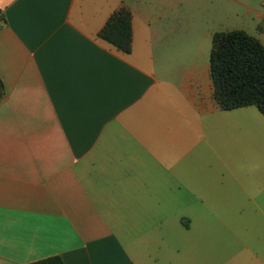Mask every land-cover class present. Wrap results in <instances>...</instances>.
I'll return each mask as SVG.
<instances>
[{"label":"crops","instance_id":"crops-1","mask_svg":"<svg viewBox=\"0 0 264 264\" xmlns=\"http://www.w3.org/2000/svg\"><path fill=\"white\" fill-rule=\"evenodd\" d=\"M122 8L129 54L98 37ZM205 25L146 0H0V264H255L208 212L209 153L264 164V120L214 101ZM213 218L216 250L192 232Z\"/></svg>","mask_w":264,"mask_h":264},{"label":"rangeland","instance_id":"rangeland-1","mask_svg":"<svg viewBox=\"0 0 264 264\" xmlns=\"http://www.w3.org/2000/svg\"><path fill=\"white\" fill-rule=\"evenodd\" d=\"M151 5L160 8L176 7L186 11L194 22H205L206 31L214 33L244 30L253 35L258 34L257 25L261 23L258 18L259 13L264 14V0H146ZM194 38V39H193ZM193 41L198 39L195 31L192 33ZM212 41L209 44L211 50ZM208 50V62L210 61V52ZM168 59L162 60V67L167 65ZM250 113L257 118L264 120L263 115L256 107H250ZM232 118L243 117L238 113H226ZM234 131L232 130L231 133ZM226 149L228 157L224 159L226 166L216 158L212 152L209 153V165L214 171L210 170L209 184L210 189L215 195V201L209 205L210 214H218L222 218L225 229L224 232H240L243 243L254 244L256 255L253 253L245 256L251 258L252 263L264 264V164L250 165L241 156L233 150V146ZM210 151V150H209ZM244 185L246 191L240 189ZM251 193L255 190V196L259 206H254L249 201L248 189ZM181 206H176L179 212ZM213 218L206 222L203 227L201 224L193 222L192 232H208V246L215 248L217 239L218 223ZM186 232L177 220V231ZM232 238L223 237V244L227 246ZM241 243V246L243 245ZM210 260H215V251ZM248 260V259H247Z\"/></svg>","mask_w":264,"mask_h":264},{"label":"trees","instance_id":"trees-1","mask_svg":"<svg viewBox=\"0 0 264 264\" xmlns=\"http://www.w3.org/2000/svg\"><path fill=\"white\" fill-rule=\"evenodd\" d=\"M98 37L121 53H131V11L125 8L116 11ZM210 76L213 99L222 111L256 107L264 117V45L257 37L244 30L215 33L210 55ZM32 264L64 262L60 257H51Z\"/></svg>","mask_w":264,"mask_h":264}]
</instances>
